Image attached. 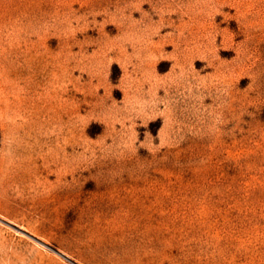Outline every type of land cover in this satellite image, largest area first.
Returning <instances> with one entry per match:
<instances>
[{
  "label": "rangeland",
  "instance_id": "rangeland-1",
  "mask_svg": "<svg viewBox=\"0 0 264 264\" xmlns=\"http://www.w3.org/2000/svg\"><path fill=\"white\" fill-rule=\"evenodd\" d=\"M0 264H264V0H0Z\"/></svg>",
  "mask_w": 264,
  "mask_h": 264
}]
</instances>
